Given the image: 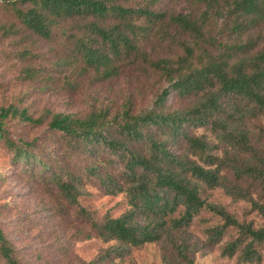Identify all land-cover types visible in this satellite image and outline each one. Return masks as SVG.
Returning a JSON list of instances; mask_svg holds the SVG:
<instances>
[{
    "label": "trees",
    "instance_id": "1",
    "mask_svg": "<svg viewBox=\"0 0 264 264\" xmlns=\"http://www.w3.org/2000/svg\"><path fill=\"white\" fill-rule=\"evenodd\" d=\"M0 1L23 30L46 41L60 36L71 58L64 62L80 64V71H92L97 81L113 79L128 67L150 71L166 84L149 108L135 112L126 101L113 117L98 109L83 116L53 113L46 120L25 109L0 108V139L12 151L13 162H24L32 175L48 172V182L90 222L96 236L120 245L100 259L122 257L123 246L166 242L184 264H194L190 255L197 247L218 244L232 228L236 236L224 244L221 255L238 253L240 264L259 262L264 245V146L254 144L259 142L247 121L264 116V0H192L199 8L196 15L166 14L119 0ZM256 27L262 30L242 41ZM214 29L229 41L218 40ZM156 31L160 41L178 49L175 55L154 58L143 50L144 41ZM171 92L189 100L184 109H164ZM15 118L29 125L46 123L73 151L95 157L83 173L98 176L105 194H125L129 209L96 222L77 200L80 175L40 160L32 150L34 141L10 140L5 123ZM201 128L217 144L191 132ZM103 164H116L121 171L102 177ZM201 186L245 201L248 212L263 223L255 227L252 221H238L221 205L202 198ZM179 207L182 211L173 216ZM204 209L221 223L208 228L206 239H196L192 247L178 234ZM12 253L0 228L4 264H19Z\"/></svg>",
    "mask_w": 264,
    "mask_h": 264
},
{
    "label": "rangeland",
    "instance_id": "2",
    "mask_svg": "<svg viewBox=\"0 0 264 264\" xmlns=\"http://www.w3.org/2000/svg\"><path fill=\"white\" fill-rule=\"evenodd\" d=\"M125 6H148L159 12L198 13V6L192 0H119ZM0 1V108L25 109L33 117L47 120L53 113L83 116L90 111L106 109L109 117L119 114L126 101L132 103L135 112L149 108L156 95L166 84L150 71L136 68H121L117 77L97 81L92 71H80V64L68 60V47L60 36L46 41L21 28L11 12ZM262 29L256 27L242 35L256 36ZM158 31L143 43L152 57H168L178 49L158 39ZM214 29L218 40L229 41ZM57 35V34H56ZM245 50L244 54H249ZM242 56V54L240 53ZM71 59V58H69ZM32 71V72H31ZM187 99L171 92L164 102L166 111L182 110ZM251 135L264 146V116L247 121ZM8 137L12 141L31 142L33 152L40 160L51 162L55 169L60 167L78 174L83 181L77 183L80 195L79 205L91 213L96 222L104 216L117 217L129 209L125 194L107 195L100 187L98 176L87 178L83 168L93 164L95 157L88 158L73 151L62 139L50 131L46 123L29 125L17 118L5 123ZM203 134L211 144L216 139L206 128L192 130ZM219 152V151H218ZM106 156L100 153V158ZM15 162V161H14ZM13 162V153L0 139V228L13 250V257L19 264H184L170 251L166 242L146 243L140 247L123 246L122 257L100 259L108 251L120 248L117 242H104L96 236L90 222L78 214L74 205L67 203L54 184L48 182V172L28 171L24 162ZM67 171V172H68ZM116 164H103L101 176L105 173L119 174ZM202 198L224 207L238 221H252L260 226L263 220L255 212H248L243 200H233L220 188H200ZM179 207L173 216H178ZM218 217L207 210H201L188 227L178 235L187 242L204 241L208 228L220 224ZM236 236L228 228L223 239L210 247H197L190 257L194 264H240L237 254L233 257L221 255L222 247ZM261 260L242 264H264V245L260 248ZM0 264H4L0 259Z\"/></svg>",
    "mask_w": 264,
    "mask_h": 264
}]
</instances>
